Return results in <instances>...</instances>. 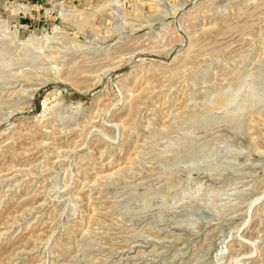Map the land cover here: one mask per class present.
Returning a JSON list of instances; mask_svg holds the SVG:
<instances>
[{
    "label": "rangeland",
    "instance_id": "obj_1",
    "mask_svg": "<svg viewBox=\"0 0 264 264\" xmlns=\"http://www.w3.org/2000/svg\"><path fill=\"white\" fill-rule=\"evenodd\" d=\"M0 264H264V0H0Z\"/></svg>",
    "mask_w": 264,
    "mask_h": 264
}]
</instances>
